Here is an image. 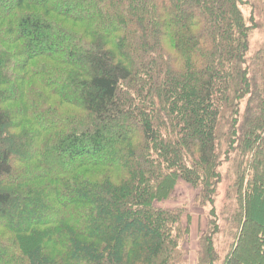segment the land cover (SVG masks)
I'll list each match as a JSON object with an SVG mask.
<instances>
[{
    "label": "trees",
    "instance_id": "16d2710c",
    "mask_svg": "<svg viewBox=\"0 0 264 264\" xmlns=\"http://www.w3.org/2000/svg\"><path fill=\"white\" fill-rule=\"evenodd\" d=\"M254 15L264 30V0H0V264H189L190 216L157 205L179 182L199 207L233 188L222 264L263 254Z\"/></svg>",
    "mask_w": 264,
    "mask_h": 264
},
{
    "label": "rangeland",
    "instance_id": "374dc122",
    "mask_svg": "<svg viewBox=\"0 0 264 264\" xmlns=\"http://www.w3.org/2000/svg\"><path fill=\"white\" fill-rule=\"evenodd\" d=\"M242 12L246 19H249L252 15L249 7H243ZM256 22L257 18L255 17L250 22V26L252 27V25H254ZM263 31L264 30L256 28H253L250 31V48H253L255 46L257 47L258 45L260 46L262 43L264 44ZM220 174L223 176V172H220ZM247 187L248 184L246 183L245 191L247 190ZM232 193L233 188H229L228 186H226V183L222 182V184L220 183L219 185H217L216 189L214 190L212 195V202L206 203L205 205L199 207V205L196 206L194 204L196 191L184 182H179L175 186L170 199L163 202L162 204H157L159 207L168 209L183 208L184 211L187 212L186 214L190 216V222H192L191 234L193 235V238H197V242L199 241L200 237L208 232V229L210 228L209 221H211L212 219L214 224L213 233L211 235L212 246L210 247V253L205 254L206 258L202 264H222L224 262L225 256L228 254V252H230L232 247H234V244L238 243V241L236 240L238 239V235L240 232V224H242V214L237 218L233 217L234 211L236 209L234 208L235 202ZM246 198L248 200V197ZM242 201L241 207L243 208L244 203L246 205L247 201L246 199L244 200V197ZM262 208H264V206H262ZM255 210H258L257 206L255 207ZM262 215H264V212ZM186 218L187 216L184 215L183 222H185ZM263 230L264 229L262 228L261 231L263 232ZM188 244L189 245H187V249L188 246L191 249L195 248V242H190ZM191 255L193 259V252ZM248 260L250 264L259 262L264 263V252L261 255L260 253H258L257 256H251Z\"/></svg>",
    "mask_w": 264,
    "mask_h": 264
},
{
    "label": "crops",
    "instance_id": "0c3cea01",
    "mask_svg": "<svg viewBox=\"0 0 264 264\" xmlns=\"http://www.w3.org/2000/svg\"><path fill=\"white\" fill-rule=\"evenodd\" d=\"M192 222H190V238H189V242L188 243H190V242H195V248L194 249H191L189 246H188V249H189V253H188V256H187V259H188V262H189V264H194V262H195V256H196V252H197V250H198V242H197V238H193V235L191 234V232H192V224H191ZM186 244L185 245V248L187 249V245H189V244ZM192 252H193V259H192Z\"/></svg>",
    "mask_w": 264,
    "mask_h": 264
}]
</instances>
